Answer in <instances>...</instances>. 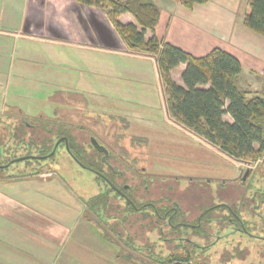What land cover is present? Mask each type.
Returning <instances> with one entry per match:
<instances>
[{"label": "crops", "instance_id": "crops-1", "mask_svg": "<svg viewBox=\"0 0 264 264\" xmlns=\"http://www.w3.org/2000/svg\"><path fill=\"white\" fill-rule=\"evenodd\" d=\"M152 1L161 10L160 21L154 32L146 31V42L156 36L198 57L236 43L228 52L240 60L242 72L247 65L257 66L251 63L249 51L256 50L262 58L253 56L255 62L264 64V38L247 30L243 20L238 23L237 0H212L193 9L185 8L179 0ZM118 22L142 29L130 13L121 15ZM0 39L12 46L13 56L23 63L15 65L18 79L31 70L48 76L57 69L81 77L71 84L79 89L71 91L97 89L98 80L93 83L86 75L103 77L100 83L105 88L135 83L148 86L155 81L163 90L156 58L132 52L101 7L76 0H0ZM185 69L183 64L171 72L172 80L181 87ZM63 81L59 80V85H69ZM65 87L61 91H66ZM10 106L28 117L17 106L6 105ZM37 118L50 121L49 117H32ZM224 120L232 122L227 115ZM55 182L58 184L28 175L20 180L0 178V264H145L140 260L131 263L128 254L124 258L119 245L107 239L95 221H87L85 203L80 201L82 207L71 219L50 209L47 205L53 203L54 189L65 187ZM84 219L86 226L82 227ZM91 225L101 229L102 237Z\"/></svg>", "mask_w": 264, "mask_h": 264}, {"label": "rangeland", "instance_id": "rangeland-1", "mask_svg": "<svg viewBox=\"0 0 264 264\" xmlns=\"http://www.w3.org/2000/svg\"><path fill=\"white\" fill-rule=\"evenodd\" d=\"M236 6L237 20L240 23L249 13L248 0H237ZM229 46L233 48L236 43ZM231 48L226 47L225 49L228 51L232 50ZM249 52L253 56L258 55L262 58L256 50ZM12 53V46L0 39L1 119L16 115L12 113L13 110L17 112L16 107H6L7 104H11L28 115L29 123H37V119L33 120L32 117H49L50 121H55L54 127H58L59 123L64 124L68 127L70 135L86 145L93 140L90 137L97 136L102 144L116 154L118 160L114 161L120 169L126 172V175L141 177L143 173L144 178L148 179V188L154 196L161 195L159 189L166 188L169 183L172 188L162 195L182 199L184 210L194 212L191 213L192 217L196 216L198 206L201 207L207 203L206 200L210 205L212 203L222 204L229 202L231 197H235V201L238 202L239 191L244 190L249 183V178L245 183L240 181L246 169L250 168V174L257 180L250 190L253 188H256L255 191L264 190V157L253 164L239 163L186 132L169 115L166 94L155 81L154 84L148 86L135 83L123 86L122 89L119 88L120 85L105 88L100 83L103 77L86 75L85 78L93 83L98 80V82L95 81L97 89L90 93L71 91L72 88L79 89L78 85H71L76 84L81 78L77 73L69 74L56 69L48 76H41L38 75L39 71L31 70L26 77L16 78L15 65L20 66L23 63L18 61ZM253 56H251V63H256L257 66L253 65L255 69L252 65L245 66L239 83L241 88L251 95H264V64L263 61L255 62ZM101 62L98 61V63ZM114 64H116L115 61ZM58 79L62 82L66 79L63 84L69 85L66 87L59 85ZM69 79L71 82L67 83ZM112 80L115 83V80ZM64 87L67 90L63 92L61 89L63 90ZM7 125L6 123L0 125V131L2 126ZM25 132L28 138L36 136L31 135V130ZM15 147L16 149L7 152L12 160L21 158L28 152L36 154L35 150L27 152L25 148ZM41 165L49 166H44L42 169ZM36 169L42 170L41 174L35 175L34 178L53 180L55 184H58L55 182L57 181L65 186L62 190L54 189L53 203L47 205L63 218L71 219L76 212H79L82 207L81 202L85 203L92 197L110 191L103 182L97 179L93 171L84 168L72 159L65 150L64 144L57 148L54 158L18 162L10 167L8 174L0 172V177H7L13 173L10 175L11 179L20 180L26 177L24 174L30 175ZM161 179H166L168 182L161 185ZM157 183L160 184L158 188L155 187ZM111 200V205H119L120 208L124 206V202L116 198L115 193H111ZM57 202L60 203L57 205ZM81 222V226L85 227V219ZM145 224L147 223L144 222ZM126 226L128 227V224ZM91 227L101 234L98 226L91 225ZM140 227L141 225L138 224L135 229L139 230ZM254 230L255 228L252 229V233L255 232ZM260 230L256 232L264 236V231ZM148 236V240L141 241L138 238L135 246H149L158 239V234L154 232ZM113 237L114 240L118 238L116 234H113ZM176 252L180 253L178 250ZM121 253L125 257L126 253ZM161 253L164 255L167 250L164 249ZM197 255L199 257L190 256L192 263L183 264H264V244L248 235L236 233L210 248L206 258L201 256L202 262L200 255ZM162 258L166 259V257ZM132 260L134 259L131 258V263ZM152 264L156 263L152 261Z\"/></svg>", "mask_w": 264, "mask_h": 264}, {"label": "trees", "instance_id": "trees-1", "mask_svg": "<svg viewBox=\"0 0 264 264\" xmlns=\"http://www.w3.org/2000/svg\"><path fill=\"white\" fill-rule=\"evenodd\" d=\"M76 1L87 6L105 9L117 32L124 38L132 52L156 58L163 92L166 94L167 111L182 129L233 161L253 164L264 157V95H251L247 90L241 88L239 81L243 68L237 57L221 48H214L203 57L194 56L172 44L163 43L156 36L146 42V31L154 32L160 21L161 10L152 0ZM179 1L185 8L193 9L196 5H204L212 0ZM248 4L250 10L243 18V26L264 38V0H248ZM126 13L135 17L142 28L141 30L133 25L124 26L118 22V18ZM183 64L186 65V69L182 74L184 87H181L172 80L171 72ZM13 111L12 113L20 115L19 111ZM226 115L232 119V122L224 120ZM39 124V127L31 129V135L36 136L29 138L31 150H35L36 154L30 152L29 155L46 157L51 155L56 142L66 136L69 137L70 155L75 160L86 166V169L104 173L101 158L99 156L96 159L92 150L94 146L91 142L88 145L81 143L70 135L68 127H65L64 124L59 123L58 127H54L55 121L45 120ZM55 154L48 158H54ZM0 172L5 173V171ZM40 174L41 169H36L28 176ZM24 176L27 175L24 174ZM3 178L11 179L10 176ZM97 179L101 181L99 177ZM123 180V183L129 182L127 178H123ZM144 187L145 183L140 179L139 184L134 186L135 190L129 194L132 203L124 202L120 195L110 188L109 192H103L85 202L87 221H95L104 231L107 239L117 242L120 253L128 254L129 256L126 257L130 260L131 258L138 260V257L142 255L140 249L143 248V245L135 246V241L138 238L141 241L148 240L150 236L148 234L158 229L160 221L155 215L156 211L153 209V205L146 209V215L143 214V204L137 200L139 192L142 190V194L149 198L154 196L151 190L147 192ZM111 193H115V197L124 202L123 207L111 205ZM247 193L245 189L239 191L242 196L240 202L235 201V197H231L229 205L216 207L214 204H209L208 210L207 206L201 208L200 211L203 209L208 212L210 248L224 238L239 233L237 231L231 233L226 229L231 227L232 214L241 215L246 212L242 203H245L247 208L251 206V200L247 198ZM149 202L154 203L151 199L147 201V203ZM114 216L115 219L112 218ZM242 217L244 218V216H240L241 219ZM179 218L177 217V219ZM244 220V224L241 226L244 229L242 233H250V230L256 228L255 223ZM144 222L147 224L144 225ZM126 224L128 227H125ZM138 224L141 225L139 230L135 229ZM236 224L238 225V223ZM113 234L117 235L116 240H114ZM177 250L181 254L177 253ZM177 250L166 259L160 258L158 255L156 257L154 252H148V255L150 259H154L156 264H175V261H181L183 258L187 263L192 262L190 256L199 257L197 254L202 256V252H192L188 248ZM204 257L206 258V256ZM147 264L152 263L147 262Z\"/></svg>", "mask_w": 264, "mask_h": 264}, {"label": "flooded vegetation", "instance_id": "flooded-vegetation-1", "mask_svg": "<svg viewBox=\"0 0 264 264\" xmlns=\"http://www.w3.org/2000/svg\"><path fill=\"white\" fill-rule=\"evenodd\" d=\"M28 117L23 115L20 112V115H14L12 117H8L6 119H1L0 118V125H4L5 123L8 124L7 126H2L1 131H0V171H5V174H8L7 172L9 171L10 167L13 164V161L20 159H10V156L7 154V152L16 149L15 146L18 147V149L25 148L26 151L28 152L31 150L30 147V140L28 137H26V132L29 131L33 128L39 127V123H42L45 121H49L45 118H37V123L35 124H30L29 121L27 120ZM35 120V119H33ZM9 121V123H7ZM25 130V131H24ZM24 131V132H23ZM20 138V139H19ZM95 138L99 141V138L97 136H92L90 137ZM60 139H62V143L59 145L64 144V148L67 151V153L70 155V150H67V144L69 147V137L63 136ZM59 139V140H60ZM58 140V141H59ZM57 141V142H58ZM99 144L101 147H103L106 152L103 151V149L98 150L95 147L92 149L95 153L96 159L101 158L102 161V171L104 173H100L94 169H89L93 171L97 177L101 179V182L106 185L107 188L113 189V191L117 194L120 195V197L123 199L124 202L126 203H132L130 193H132L135 188V185H138L140 182V178L143 180L145 183V190L149 192V185L146 186L147 184V178H144L145 176L143 173L141 174V177L139 175H126V172L122 169H120L119 165L114 161L118 160L116 157V154L112 153V150H110L107 146L102 144L99 141ZM56 145V144H55ZM58 146V147H59ZM38 157L37 161H42V160H48L49 158H44L46 156H32L29 155V152L24 154L23 157ZM71 156V155H70ZM72 157V156H71ZM72 159L78 163L79 165H82L79 161L75 160L73 157ZM30 160V159H27ZM26 161V160H24ZM18 163V162H17ZM9 165V166H8ZM42 169L44 166H49V165H41ZM84 166V165H82ZM86 168V166H84ZM41 169V170H42ZM250 168L244 170L243 176L240 178L241 183H245L248 179L249 183H247V186L245 190L248 192L247 193V198L251 200V206L247 208L245 203H242L244 209H246V212H243L241 215H237L236 213L232 214V219H230L231 227L228 230L229 232H239L241 234L244 231V229L241 227L244 223L243 220L246 219L248 222H253L255 223V232L252 233V230H250V233L244 234L248 235V237L255 239L256 241L263 242L264 244V236H261L257 230L261 229L264 231V190H260L256 188H253L250 190L252 186L255 185V176L250 174ZM13 173H10L8 176L12 175ZM123 178L128 179V183H123L124 180ZM166 182H168L166 179H161L160 184L165 185ZM160 184H155V187H159ZM257 184V183H256ZM172 186L168 183L166 188L163 187L162 189H159L161 191V195L159 196H154L152 198H149L148 196H144L141 192H139V195L137 196L138 202L143 204L142 211L143 214L146 215L147 208H150V205H153V209L156 211V214L159 218L158 222V229L154 231V233L158 234V239L154 241V243L147 247L144 246L141 248V253L142 255L138 257V260L141 262L147 264V262L154 261V259H150L148 252H154L156 253L155 256L157 255L161 257H168L173 255V252L176 251L177 249H190L192 252L195 251L196 253L202 252L203 257H207V253L210 249V243H209V232H208V212L204 211L201 208L206 207L207 210L210 208L209 207V201L206 200V204H203L198 206L196 208V216L192 217V212L188 210H184V204L182 203V199H173L170 195H162L164 193H167ZM239 198L238 201L242 200L241 194H238ZM151 199L154 201V203L147 201ZM239 201V202H240ZM214 204V203H212ZM230 203H220V204H214V206H223V205H229ZM149 205V206H147ZM190 208V207H189ZM193 208V207H192ZM253 210V211H252ZM181 211V212H180ZM194 213V212H193ZM242 217V219L240 218ZM177 217H180L177 219ZM112 218H116L115 216ZM245 221V220H244ZM238 223V225L236 224ZM260 227L258 228V226ZM252 229V228H251ZM254 229V228H253ZM260 230V231H261ZM200 242V243H199ZM167 250V253L164 255L161 253L162 250ZM170 249H172L170 251ZM174 249V250H173ZM144 253V254H143ZM194 254V253H193ZM136 258L137 256L134 255ZM154 257V255H153ZM175 264H183L186 263L184 258L181 261H175ZM192 263V262H190Z\"/></svg>", "mask_w": 264, "mask_h": 264}, {"label": "water", "instance_id": "water-1", "mask_svg": "<svg viewBox=\"0 0 264 264\" xmlns=\"http://www.w3.org/2000/svg\"><path fill=\"white\" fill-rule=\"evenodd\" d=\"M93 140L91 141L92 142V144L94 145V147L96 148V149H98V150H100L101 151V149H103V151H107V150H105L103 147H101L100 146V144H99V142L95 139V138H92ZM62 143V139H60L57 143H56V145H55V147H54V150H53V152L51 153V155H49V156H52L53 154H55V152H56V150H57V148H58V146L60 145ZM67 150L69 151V147H68V144H67ZM49 156H47V157H44V158H48ZM38 157H25V158H20V159H17V160H15V161H13L12 163H17V162H22V161H24V160H27V159H37ZM9 166V165H8ZM82 166V165H81ZM84 167V166H83ZM0 168H3V167H0ZM85 168V167H84Z\"/></svg>", "mask_w": 264, "mask_h": 264}]
</instances>
